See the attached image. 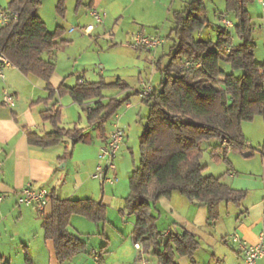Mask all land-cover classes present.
I'll use <instances>...</instances> for the list:
<instances>
[{"label":"trees","instance_id":"1","mask_svg":"<svg viewBox=\"0 0 264 264\" xmlns=\"http://www.w3.org/2000/svg\"><path fill=\"white\" fill-rule=\"evenodd\" d=\"M248 1L224 0L225 14L235 19L232 27L240 39L237 45L231 44V33L226 29L219 30L215 43L195 38V33L208 23L204 0H192L182 10L173 11L170 34L176 42L171 47L168 65L164 69L157 66L159 85L143 101L148 115L139 135L140 160L130 173L129 192L124 198L123 211L133 217L132 241L139 245L131 264L146 263L145 254L152 255L156 264H178L177 257H186L196 264L193 255L199 243L192 233L163 234L158 229L159 198L178 192L195 199L205 205L207 218L213 221L222 201L238 204L245 196L244 190L231 188L220 177L205 175V165L200 160L201 143L210 139L216 140L211 148L215 162H226L227 150L244 153L247 148L242 123L259 115L264 124V66L254 59L256 44ZM40 3L41 0H9L5 10L17 11L18 19L0 27V55L22 74L43 81L47 96L37 102L52 101L39 115L53 130L39 135L26 129L27 141L30 145L49 147L64 138L83 140L82 129H64L59 125L62 107L58 100L64 96L78 105L87 104L84 110L88 125L105 138L107 120L128 99L118 98L117 94L130 86L120 78L87 82L79 77L73 86L61 82L52 88L50 78L55 64L41 55L53 53L64 29L57 26L52 32L47 30L37 13ZM56 10L64 16L65 0L58 1ZM186 61L193 65L186 67ZM222 63L231 68L230 73L223 71ZM234 71L240 74L235 75ZM107 90L116 93L105 99L103 92ZM261 146L264 147V139ZM73 214L97 223L104 220L105 207L91 199L59 200L52 196L51 213L43 219L42 226L45 239L53 242L60 264L86 248L85 242L67 229ZM25 261L31 264L28 255Z\"/></svg>","mask_w":264,"mask_h":264},{"label":"crops","instance_id":"2","mask_svg":"<svg viewBox=\"0 0 264 264\" xmlns=\"http://www.w3.org/2000/svg\"><path fill=\"white\" fill-rule=\"evenodd\" d=\"M8 1L0 3V9H5L2 5H7ZM115 1H109L107 5H103V9L96 11L99 10L98 6L96 8L91 0L86 7L87 13L94 23L101 25L108 12H111L110 5ZM247 10L254 26L253 40H257L264 47V0H249ZM122 11L123 9L119 12ZM93 12L102 17V22L95 20ZM223 16L222 14V22ZM114 17L118 16L114 15ZM256 19L261 29L256 28L254 23ZM92 30H94L93 25ZM2 73L3 77H0V196H2L0 264H26V255L31 264H60L55 257L53 242L45 239L42 226L43 219L51 213V199L42 212L35 207L18 205L16 202L17 192L28 183L49 188L52 196L59 200L91 199L105 207V218L97 223L80 215L70 216L67 229L84 241L86 248L62 264H131L137 256L138 249L132 241L133 220L131 215L123 211L127 187L115 182H102L92 177L97 165L99 147L105 142L108 132L115 124L126 130L122 120L131 116L130 111L136 110L134 105L131 106L129 94L123 97L128 98L123 114L115 113L107 120L105 138L98 136L94 126L88 125L84 110L87 104L78 105L72 101L66 108L61 105L62 99L66 96L60 98L58 100L62 107L60 127L82 129L83 140L73 141L71 150H68V142L64 139L53 146L39 147L28 143L25 130L29 129L39 135L53 130L51 124L42 121L39 115L52 104V101L48 104L37 102L38 99L47 96L44 83L40 79L34 80L31 78L33 76L22 74L11 64L3 67ZM142 81L144 79L139 81L138 89L141 88ZM61 82L65 83L64 77L54 70L50 78L51 87L57 88ZM5 89L14 96L13 107L2 102V93ZM115 93L116 91L112 90L111 95ZM88 103L92 105V101ZM66 109H69L68 120ZM140 110L141 108L138 112ZM242 132L247 148L244 153L227 150V161L215 162L218 166L212 168L214 172H208L207 165L204 169L205 175L220 177L231 188L245 191L244 198L238 204L222 201L219 204L218 217L209 221L204 204L195 199L190 200L178 192H173L169 197H161L156 202V213L159 216L156 224L159 226L161 218L166 220L161 224L162 229L158 228L163 234L170 231H187L195 236L199 243L193 255L196 264H238L241 254L230 236L237 234L247 243L255 244L259 233L264 229L262 117L256 115L252 120L243 122ZM129 142L128 134L124 133L119 149L120 160L123 159L124 149L128 148ZM122 163L121 160L120 164ZM108 174L116 177V167ZM94 251L97 252L96 256L92 255ZM11 254L15 255L12 259ZM176 261L178 264H191L186 257H177ZM145 264H150V260H146ZM256 264H264V257Z\"/></svg>","mask_w":264,"mask_h":264},{"label":"rangeland","instance_id":"3","mask_svg":"<svg viewBox=\"0 0 264 264\" xmlns=\"http://www.w3.org/2000/svg\"><path fill=\"white\" fill-rule=\"evenodd\" d=\"M3 1L6 0H0V3H4ZM58 1L41 0L38 7V16L45 23L48 31L52 32L57 26L64 29L62 36L57 39L58 47L53 53L44 52L41 55L42 58L54 62L55 72L64 77L65 84L68 86L75 85L76 79L79 77L87 82L100 79L111 82L120 78L130 86L128 91L117 94L118 98H123L129 94L131 106L134 105L133 107L136 108L135 112L130 111L131 116L122 120L126 127L124 133L129 136V149H124L122 164H120V155L116 156L114 160L116 167L115 183L127 187V196L130 173L134 166H138L140 160L139 135L142 124L145 123L148 115V106L135 90L139 91L138 85L142 79L150 81L153 87L159 85L161 76L157 66L164 69L168 65L171 47L176 42L174 35L170 34L173 27V11L182 10L192 0H116L110 5L111 12H108L101 25L94 23L87 13L86 7L91 0H65L63 17L56 10ZM92 1L96 8L98 6L97 9L99 10L96 11H100L103 9V5L105 6L109 1L114 0ZM204 4V14L208 23L195 33V38L215 43L219 30L226 29L231 33V44L240 43L233 27L228 28L222 22V14L224 19L232 22V25L235 22L233 15L225 14L224 0H204ZM2 6L6 7V5ZM122 9L123 11L119 12ZM114 15L118 17H114ZM255 21L256 28L261 29L259 21L257 19ZM88 24L94 26L91 33L84 32V28ZM137 32H142L145 35H157L164 42L152 50L141 47L134 48L129 43L132 35ZM255 43L254 59L264 66V47L257 40ZM176 64H180V61H177ZM221 67L225 73L231 72V68L226 63H222ZM234 74L239 75L240 71H234ZM31 78L39 80L35 77ZM111 92V90L103 92L105 99L111 95ZM70 102L72 101L66 96L62 99L61 105L67 108V105L71 104ZM139 108L141 110L138 112ZM68 110L65 111L67 120L69 119ZM124 111L125 103L115 113L122 115ZM80 112L83 111L80 110ZM46 126L49 127L48 124ZM215 142V139H210L201 143L202 156L200 161L203 165H207L208 172H214L212 168L218 166L211 157V148ZM156 217L159 219L157 213ZM131 218L133 220L132 216ZM165 221L164 218H161L157 227L162 229L161 224ZM14 256L11 254V259ZM143 259L150 260V264L151 262L152 264L156 263L155 258L150 254L143 255ZM13 261L15 262L14 259Z\"/></svg>","mask_w":264,"mask_h":264},{"label":"built area","instance_id":"4","mask_svg":"<svg viewBox=\"0 0 264 264\" xmlns=\"http://www.w3.org/2000/svg\"><path fill=\"white\" fill-rule=\"evenodd\" d=\"M97 22H102V17L98 13H92ZM18 19V12L0 9V27L6 26L15 22ZM223 23L226 27H232V23L223 18ZM73 30V29H72ZM92 25L85 27L84 32L90 33ZM164 40L157 35H145L142 32H137L132 35L130 39V45L134 48L142 47L146 49H152L161 45ZM229 48H226L228 51ZM10 63L6 58L0 55V77H3L2 68ZM193 65L192 62L186 61L185 66ZM199 65H196L198 67ZM153 87L150 81H142L141 88L137 92L141 97V100H147L152 93ZM2 102L9 107H13L15 104L14 96L5 89L2 93ZM124 139V130L114 125V127L108 132L105 142L99 147L97 155V165L95 167L92 177L102 182L114 183L116 178L113 175H109V171H113L115 168L114 160L119 155V149ZM226 147V146H225ZM52 192L49 188L44 186H33L30 183L26 184L17 192L16 202L18 205L35 207L40 212L43 211L48 201L52 198ZM2 196H0V200ZM231 241L236 244L238 252L241 254V260L238 264H256V262L264 257V229L258 235V241L255 244H249L245 240L241 239L237 234L230 236ZM136 248H139L138 244H135ZM97 252H92L93 256H96ZM145 264V262H142Z\"/></svg>","mask_w":264,"mask_h":264},{"label":"water","instance_id":"5","mask_svg":"<svg viewBox=\"0 0 264 264\" xmlns=\"http://www.w3.org/2000/svg\"><path fill=\"white\" fill-rule=\"evenodd\" d=\"M64 140L68 142V150H71L72 145H73V141L69 138H64Z\"/></svg>","mask_w":264,"mask_h":264}]
</instances>
